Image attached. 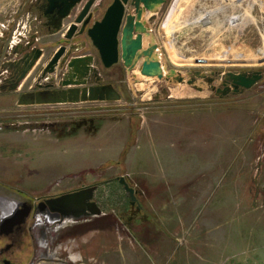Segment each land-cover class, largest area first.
<instances>
[{
    "label": "rangeland",
    "instance_id": "obj_1",
    "mask_svg": "<svg viewBox=\"0 0 264 264\" xmlns=\"http://www.w3.org/2000/svg\"><path fill=\"white\" fill-rule=\"evenodd\" d=\"M28 1L0 0L3 55L19 35L37 30ZM156 21L169 69L184 76L264 72V0H169ZM55 38L41 41L54 45ZM134 72L114 79L117 102L25 106L17 100L28 83L16 93L0 92V264H264V200L225 188V180L255 162L264 75L241 95L216 98L206 86ZM158 84L167 87L166 96L153 92ZM183 117L184 127H195L201 156L184 167L177 131ZM183 132L185 143L194 138ZM250 138L243 156L241 145ZM119 178L142 194L132 199ZM197 178L208 180L200 182L208 192L189 188L186 180ZM91 186L100 217L34 229L41 202ZM183 187L187 199L178 197ZM154 225L162 230L152 240Z\"/></svg>",
    "mask_w": 264,
    "mask_h": 264
},
{
    "label": "water",
    "instance_id": "obj_2",
    "mask_svg": "<svg viewBox=\"0 0 264 264\" xmlns=\"http://www.w3.org/2000/svg\"><path fill=\"white\" fill-rule=\"evenodd\" d=\"M96 1L87 0L73 15V11L82 5L83 0H46L42 17L46 20L50 34H59L67 22L63 38L67 42L79 41L69 47L57 48L41 75L42 79L46 78L51 82L47 87L57 86L61 90L24 95L18 102L19 105L120 101V94L112 86L91 85L99 83L100 76L94 66L93 55H77L87 47L84 39H88L95 48L106 69L121 63L127 74L137 70L144 78L176 84L186 83L199 90L206 86L209 91L214 92L216 98L241 95L257 85L263 77L261 70L193 71L184 76L175 69H169L162 62L155 37L143 23L145 12H158L167 0H132L130 6L133 7V14L126 12L128 0H114L99 21L93 19ZM9 52L14 54L9 47L3 56L0 73L8 72L14 77L8 88V91L14 92L26 82L41 50L33 48L17 62L6 61ZM91 76L96 79L92 81ZM119 182L134 199L135 190L128 186L124 178H119ZM96 190V186H91L41 203L40 205L47 207V211L53 214V218L45 217V222L51 224L61 218L60 225H64L100 217L102 211L94 202Z\"/></svg>",
    "mask_w": 264,
    "mask_h": 264
},
{
    "label": "flooded vegetation",
    "instance_id": "obj_3",
    "mask_svg": "<svg viewBox=\"0 0 264 264\" xmlns=\"http://www.w3.org/2000/svg\"><path fill=\"white\" fill-rule=\"evenodd\" d=\"M132 0H128V5L126 6V12L129 14H133V7L130 6V2ZM169 0H167L158 10L156 13H147L145 12L143 15V23L147 21H151V24L149 23L150 26H146L145 23L144 25L148 27L151 30V33L154 35L156 43L157 42V33L155 32L153 26L157 22V16L161 14L165 6L167 5ZM87 2V0H83V3L81 6L77 7L73 11V15L82 8V6ZM114 2V0H97L96 4L93 8V19L95 21H99L102 19L105 11L107 8ZM46 4V0H29L28 1V14L35 16V20L37 22V30L32 33L31 36L29 37H24L22 35H19V38L17 39V42L15 43L14 46L10 47L11 50L14 52L10 53L9 56L6 58V61L9 62H17L20 60L26 53H29L33 48L35 49H40L41 50V55L39 59L36 61L34 64L32 71L29 73V76L27 77L26 82L21 86V88L18 90L20 91L23 86L28 83V88L21 92L18 96V102L20 99L27 94H37L41 92H52V91H59L61 88L57 86H50L47 87L51 82L48 79H42L41 75L43 73L44 68L46 67L47 63L50 61L52 55L54 52L59 48L60 46H66L69 47L70 45L76 44L79 40L73 41V42H67L63 36L65 32V28L67 27L68 23H64L63 30L59 34H50L49 32V27L46 26V20L42 17L43 14V7ZM69 22V21H68ZM49 37H56V42L54 45H52L50 42L47 41H41L44 38H49ZM87 43V47L81 52H79L77 55H85V54H91L94 56V66L98 71V75L100 76V82L96 84H91L92 86H106L110 85L113 87L114 90H116L118 93L119 91L115 88L114 84V79L117 78L119 79L121 77V74L124 73L125 75H128L125 72L124 67L122 66L121 63H118L116 65H113L112 67L106 69L103 67L101 64L97 51L95 48L91 46V43L89 42L88 39H84ZM31 42H34L33 45H30ZM30 45V46H28ZM159 46V51H160V45ZM8 48H6V52L8 51ZM5 52V51H4ZM161 52V51H160ZM5 54V53H4ZM3 49L0 53V60L1 64H3ZM263 72V71H262ZM61 74V73H60ZM264 75V72H263ZM14 77L11 76V73H0V92L1 93H16L17 91L10 92L8 91V88L10 86L11 80H13ZM96 79L95 76H91V80L94 81ZM263 79V77H262ZM261 79V80H262ZM90 86V85H89ZM88 86V87H89ZM214 94V92H212ZM120 94V93H119ZM121 96V95H120ZM215 97V95H213ZM110 101H89V102H80L77 104H90V103H108ZM52 105H67V104H44V105H25V106H52ZM47 199L44 200V202ZM42 203V202H41ZM40 203V204H41ZM38 205V208L34 211L33 218L36 220V223H34V229L42 223H45V217L49 216V218L52 217V213L48 212L47 207H43L42 205ZM58 222H61L62 219L57 220Z\"/></svg>",
    "mask_w": 264,
    "mask_h": 264
},
{
    "label": "crops",
    "instance_id": "obj_4",
    "mask_svg": "<svg viewBox=\"0 0 264 264\" xmlns=\"http://www.w3.org/2000/svg\"><path fill=\"white\" fill-rule=\"evenodd\" d=\"M146 26H150L149 23L147 22H144ZM157 42L159 44V41H158V37H157ZM131 76L133 77H136V73L133 72L130 74ZM167 85V84H166ZM157 87V88H156ZM153 90L154 93H156L155 91H157V89L159 90L158 91V95H159V92H161V94H164V96H166V92H167V87H162L161 85L158 84V86H156ZM158 95L154 94V97H155V100H159V97ZM91 104V103H90ZM81 105H83L81 103ZM87 105V104H85ZM189 115H191V113H188ZM184 124L185 123V117H183V120L182 122L180 123V121H178V125H177V131H178V135L181 136V143H178L179 147H180V144L182 146V152L184 150V153L182 154V157H178L180 158V160L182 161L181 165L184 167V165L186 164L185 160L188 161V159H197V157H195L196 155L200 158V148H196V151L194 149V145L196 146V142H199L195 139V136H194V133H195V130L194 128L195 127H191L190 129L188 127H184ZM264 124V120H260V123L259 125H261L262 128H264V126L262 125ZM191 130L193 132V136L194 138H192V140L189 142L188 140L189 139H186V143L184 142V130ZM181 131V133H180ZM262 134L261 133H257L255 138L254 139V152H255V162L253 165H251L249 163V166L247 164V166L244 168V171H242L241 174H237V175H234V176H231L229 177L228 181L225 180V188H226V183L228 184V190L229 192L230 191H234V192H237L239 193V195L242 197V198H245V199H261V200H264V129L262 130ZM189 135V134H188ZM253 139L250 138V139H245L244 142L242 143L241 145V148H240V152L241 154L244 156V153H246L247 151L251 150V145L253 143ZM202 144H204L203 146L206 145V142H202ZM192 146V148H191ZM253 147V146H252ZM210 148V147H209ZM191 149V150H190ZM202 151H206V148H201ZM196 152V153H195ZM245 157H242L241 158V164L242 165H245L244 163L247 161L244 159ZM200 160V159H199ZM187 166H189L188 164H186ZM183 180V179H182ZM204 181V183H207L208 184V180L206 179H202V178H197V179H194V180H191V181H187L186 182L188 183V186L189 188H191L192 186L194 188H196L197 186L199 187H203L204 186V189H206V192H208V185H204V184H200V182ZM178 182H181V181H178ZM141 184V182H140ZM142 186V185H141ZM224 188V189H225ZM141 189V187L139 188ZM213 191V190H212ZM192 192H194V190H192ZM197 192V191H196ZM138 194H142V192L140 190H137ZM188 192L185 191L184 187L181 191L178 192V197L182 198V199H187L189 198ZM167 196V195H166ZM210 196V194H206V198L208 199ZM182 221V220H181ZM180 222V221H179ZM154 223L157 225V224H160L161 223V220H160V223L157 219L154 220ZM153 227V231L152 232V235H151V238L152 240L156 239L158 236L160 238V231L162 230V228L156 226H152ZM135 228V226H134ZM136 229V228H135ZM133 229V231H137ZM139 231V229H138ZM141 233V231H139ZM160 233V234H159ZM147 233H144V235H139L140 238H145ZM147 237V236H146ZM165 237L167 238L168 236L165 235ZM139 238V239H140Z\"/></svg>",
    "mask_w": 264,
    "mask_h": 264
},
{
    "label": "built area",
    "instance_id": "obj_5",
    "mask_svg": "<svg viewBox=\"0 0 264 264\" xmlns=\"http://www.w3.org/2000/svg\"><path fill=\"white\" fill-rule=\"evenodd\" d=\"M225 264H234V263L226 262Z\"/></svg>",
    "mask_w": 264,
    "mask_h": 264
}]
</instances>
